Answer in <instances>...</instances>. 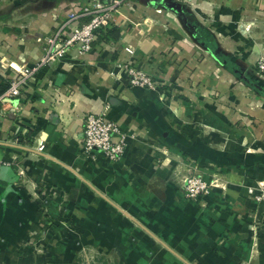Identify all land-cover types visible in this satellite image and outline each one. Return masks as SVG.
Listing matches in <instances>:
<instances>
[{
	"label": "crops",
	"instance_id": "crops-1",
	"mask_svg": "<svg viewBox=\"0 0 264 264\" xmlns=\"http://www.w3.org/2000/svg\"><path fill=\"white\" fill-rule=\"evenodd\" d=\"M83 1L0 0V82L35 68L0 102V264H83L86 243L114 264H264V201L247 191L264 184V0H128L89 53L39 65ZM127 60L171 103L128 87ZM107 101L134 135L114 162L80 149L82 115ZM39 140L45 155L25 147ZM177 158L217 175L202 206L180 194Z\"/></svg>",
	"mask_w": 264,
	"mask_h": 264
},
{
	"label": "built area",
	"instance_id": "built-area-1",
	"mask_svg": "<svg viewBox=\"0 0 264 264\" xmlns=\"http://www.w3.org/2000/svg\"><path fill=\"white\" fill-rule=\"evenodd\" d=\"M126 1L128 0H85L67 8L63 12L64 19L58 22L56 28L48 36L43 38L45 45L39 65L50 66L65 55L77 59L89 53L93 43L99 37L108 34L109 30L113 28L115 25L114 14L117 8ZM167 1L180 4L184 0ZM125 49L128 53L133 52L127 47ZM254 66L264 82V56H259ZM120 67L128 87L155 89L163 84L158 73L145 71L129 60L121 63ZM34 71L35 68L31 71L23 70L18 76L12 78L7 88L0 94V102L18 97ZM60 99L62 98L60 97ZM107 107L108 104L104 105L98 113L87 110L82 115L83 129L80 149L92 159L101 155L111 162L121 158L126 147L127 137L119 125L107 117L105 114ZM25 147L40 155H45L46 152L45 144L41 140L33 142L32 145H25ZM185 183L186 191L195 196L207 193L213 186V181H207L201 175L193 176ZM256 188L259 189V192L255 194V199L263 200L264 184L259 183L258 187L250 186L248 190L253 192Z\"/></svg>",
	"mask_w": 264,
	"mask_h": 264
},
{
	"label": "rangeland",
	"instance_id": "rangeland-1",
	"mask_svg": "<svg viewBox=\"0 0 264 264\" xmlns=\"http://www.w3.org/2000/svg\"><path fill=\"white\" fill-rule=\"evenodd\" d=\"M160 80L163 81V84L159 86V88H155V89H149V90H152L154 92H156L157 94V97H158V100L160 101H165L166 103H171V97H172V92L173 90H166L164 87L167 86V82L165 80H163L161 77H160ZM131 88V87H130ZM139 89H147V88H141V87H137ZM168 91V92H166ZM159 93V95H158ZM164 94H165V97L164 98ZM171 95V96H170ZM108 104V107H107V110L110 106V103L107 101L105 102L104 105ZM105 114L107 115V111L105 112ZM125 134H126V146H127V139L130 137V138H133L134 135H132V133H128L126 131H124ZM32 145V144H31ZM126 149V147H125ZM125 151V150H124ZM167 152V151H166ZM124 153V152H123ZM123 155V154H122ZM122 157V156H121ZM111 162H114V161H111ZM192 166H190L189 164L187 163H184L183 161H180L178 160V158L176 159L175 161V167L172 169L171 168V172H174V170L176 171L177 169V172H180V170H183L185 172H181L182 173V176H181V179H180V183H179V190H180V194L185 198V199H189V200H193V201H197L199 202V204H205V201H204V196L208 195V193L210 192V189L214 186L216 187H219V184H217V181L219 180L217 175L216 174H211V178L208 179V178H205L203 176V173L200 172V173H195L194 170L191 169ZM172 174V173H171ZM202 176L205 180L207 181H213V186L210 187L209 191L207 193H202V194H199V195H190L187 191H186V181L187 179L189 178H192L193 176ZM153 183L149 182V185H151ZM152 188V187H151ZM249 188V187H248ZM248 191V195L251 196V200L252 201H256V202H260V201H264V197L262 198L263 200H256L255 199V194H258V192H249V190L247 189ZM202 200V201H201ZM50 227H54L53 223L50 222L49 224ZM56 228H59V226H55ZM40 241H38V244H39ZM49 244H51L52 242L49 240L47 241ZM34 243V242H33ZM36 243V242H35ZM40 244H42L40 242ZM44 244V243H43ZM85 247H83V251L81 254L83 255H80L79 258L76 259V262H83V264H114V260H112V258H109V257H105L101 254V252L99 250H96L95 247L91 244V243H86ZM263 246H264V243H263ZM39 248H42L43 246L42 245H38ZM246 262H242L241 264H245ZM248 264V262H247Z\"/></svg>",
	"mask_w": 264,
	"mask_h": 264
},
{
	"label": "trees",
	"instance_id": "trees-1",
	"mask_svg": "<svg viewBox=\"0 0 264 264\" xmlns=\"http://www.w3.org/2000/svg\"><path fill=\"white\" fill-rule=\"evenodd\" d=\"M111 30V29H110ZM109 30V31H110ZM108 33H110V32H108ZM105 36H108V34H106ZM102 37V36H101ZM6 88V85L5 84H2L1 82H0V94L2 93V91L4 90Z\"/></svg>",
	"mask_w": 264,
	"mask_h": 264
},
{
	"label": "water",
	"instance_id": "water-1",
	"mask_svg": "<svg viewBox=\"0 0 264 264\" xmlns=\"http://www.w3.org/2000/svg\"><path fill=\"white\" fill-rule=\"evenodd\" d=\"M168 3L172 4V5H177L176 3L172 2V1H168Z\"/></svg>",
	"mask_w": 264,
	"mask_h": 264
}]
</instances>
